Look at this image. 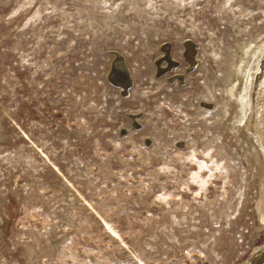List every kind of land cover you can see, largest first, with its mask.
<instances>
[{
	"label": "rangeland",
	"instance_id": "obj_1",
	"mask_svg": "<svg viewBox=\"0 0 264 264\" xmlns=\"http://www.w3.org/2000/svg\"><path fill=\"white\" fill-rule=\"evenodd\" d=\"M263 52L264 0H0V264L248 262Z\"/></svg>",
	"mask_w": 264,
	"mask_h": 264
},
{
	"label": "bare ground",
	"instance_id": "obj_2",
	"mask_svg": "<svg viewBox=\"0 0 264 264\" xmlns=\"http://www.w3.org/2000/svg\"><path fill=\"white\" fill-rule=\"evenodd\" d=\"M260 56V55H259ZM262 59L257 64L259 69L253 79V87L251 93V108H250V121L245 126V132H250L252 135V140L254 141L258 150L263 158L264 162V52L262 54ZM263 61V62H262ZM120 68V69H119ZM119 73L121 77L124 75V68L119 65ZM118 72V71H117ZM125 79V83H129V78ZM244 132V134H246ZM251 140V142H252ZM259 222L264 224V182L262 189V206L259 213ZM248 259L245 264H264V247L262 249H257Z\"/></svg>",
	"mask_w": 264,
	"mask_h": 264
}]
</instances>
